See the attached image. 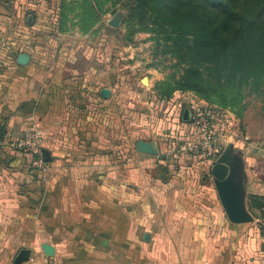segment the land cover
Segmentation results:
<instances>
[{
  "label": "crops",
  "instance_id": "1",
  "mask_svg": "<svg viewBox=\"0 0 264 264\" xmlns=\"http://www.w3.org/2000/svg\"><path fill=\"white\" fill-rule=\"evenodd\" d=\"M34 1L24 3L29 6L24 14L34 17L27 25L31 33L41 27L39 13L49 16L51 7L49 1L46 8V2L41 8V2ZM58 25L53 22L48 27L56 43L63 34ZM25 33L23 38L30 34ZM0 38V94L6 99L5 110L11 111L1 124L0 143L16 122L22 130L30 124L29 104L34 108L47 95L63 103L61 93L70 88H79L82 94L79 102L65 104V110L58 101L51 105L52 140L57 144L51 166L56 169L47 181L28 186V176L0 167V264H14L22 249L30 251L23 264H264L258 226L262 202L253 199L264 198V157L252 156L247 152L250 148L235 143V129L225 124L218 141L219 158L224 153L231 157L227 178L247 217L234 223L211 176L216 162L210 164L189 152L171 153L163 141L178 130L182 141H197L198 133L188 138L187 127L207 107L204 101L185 93L168 101L156 95L157 104L142 108L143 126L133 128L137 121L132 116L126 135L131 142L122 150L120 128L113 126L112 144L105 139V98L100 96L107 89L105 71L98 58L90 59L94 51L82 49L81 62L76 63L72 50L64 63L65 48L56 46L46 69L33 63L35 43L29 40L36 37L22 39V46L30 51L15 54L13 62L8 36ZM101 50L98 47L96 53ZM21 53L30 57L25 66L16 62ZM64 116L75 123L82 118V130L73 126L62 137L58 129ZM31 125L42 134L38 121ZM76 141L81 145H74ZM122 151L128 153L122 156ZM39 184L42 195L33 192Z\"/></svg>",
  "mask_w": 264,
  "mask_h": 264
},
{
  "label": "rangeland",
  "instance_id": "2",
  "mask_svg": "<svg viewBox=\"0 0 264 264\" xmlns=\"http://www.w3.org/2000/svg\"><path fill=\"white\" fill-rule=\"evenodd\" d=\"M33 3L34 0H0V36L4 34L8 36L10 43L11 59L14 61L15 54L30 51V47L22 46V39L28 40L33 36L37 39L29 40L32 44L33 63L38 64L41 68L49 69V63L53 61V53L56 46L65 48L61 56V62H67V55L74 50L76 52L77 61L80 63L82 57L81 50L94 51L90 55V59L94 58L102 66L101 71H105V84L108 90V97L103 102V110L106 112L107 131L105 139L113 143V126L115 129L120 128L122 150L126 149L127 132L132 116H135L136 124L133 128H140L144 121H141V115L144 113L145 104L154 102L157 94L164 92L168 94L173 88H177L185 80L189 79L191 69L185 64L179 63L177 59L167 49H164L163 35H156L145 28L148 25H138V17L133 9L134 0H36L42 5L47 6V1L51 2L49 16L38 15L40 19V29H36L31 33L27 27V10L25 2ZM232 1L230 4L242 6L246 0H227ZM264 0H250L253 10L263 4ZM63 8L64 32L61 39L56 43V39L49 36V25L53 22L57 24L60 17L61 6ZM236 5V6H237ZM50 6V4H49ZM243 8V7H242ZM113 19L118 20V26L112 27L109 22ZM25 34L28 37L23 38ZM54 32V30H52ZM57 32V31H56ZM62 41H66L62 43ZM60 42V43H59ZM102 50L96 53L97 48ZM35 49V52H34ZM2 50V39L0 38V51ZM85 58V57H84ZM89 59V63H90ZM1 61V58H0ZM206 73L203 72V76ZM145 78V82L142 81ZM158 86L159 90L156 89ZM154 88V90H153ZM206 95H197L194 91L185 90L183 92H174L175 94H189L194 98L204 101L203 98H209L212 103L205 102L203 109L207 108L212 111V115L217 118L219 123H225L235 129V143L242 144L244 149L250 148L252 156L264 157V85H249L238 89L234 95L225 97V105L221 106L215 103L217 101L215 94L211 93L209 87L204 86ZM49 92V89H47ZM156 92V93H155ZM62 96L64 94L61 93ZM212 94V95H211ZM0 94V135L1 124L9 114L5 110V98L2 100ZM10 98L13 95H9ZM46 96V95H45ZM44 96V97H45ZM47 95L43 99L42 104L44 110L37 113L33 110V103L29 104L27 112L30 118L25 129H19L16 122L10 133H5L2 143H0L3 160L0 161V167H3L8 173L26 176H36L45 182L54 172L55 167L51 163H46L47 172L44 176L41 168L36 167L33 163L42 160L41 149H45L54 157V147L57 145L53 142L55 129L52 128L50 118L51 105L55 104L54 97L48 98ZM136 96L137 101L134 102ZM158 98V97H157ZM59 102V101H58ZM129 102L135 103L136 108L131 106ZM11 103V102H10ZM62 109H66L65 103L58 104ZM202 109V110H203ZM92 116V111H91ZM96 116V114H95ZM95 116L93 118H95ZM92 118V117H90ZM40 123L39 130L42 134L34 132L31 123ZM82 118H77V123L71 120V116L63 117L59 123L62 125L58 129L64 137L65 133H69L71 127L76 126V131L82 130ZM134 123V122H133ZM74 124V125H72ZM70 135V134H69ZM68 136H66V139ZM38 140L39 148L23 149L15 146L23 141ZM70 139V138H68ZM60 140V139H59ZM106 141V142H107ZM70 144V143H69ZM81 145L79 141L73 143ZM128 152L122 151V156ZM6 156L8 158H6ZM60 156V155H59ZM66 156V155H65ZM62 157V155L60 156ZM43 161V160H42Z\"/></svg>",
  "mask_w": 264,
  "mask_h": 264
},
{
  "label": "trees",
  "instance_id": "3",
  "mask_svg": "<svg viewBox=\"0 0 264 264\" xmlns=\"http://www.w3.org/2000/svg\"><path fill=\"white\" fill-rule=\"evenodd\" d=\"M134 2L138 25L149 23L150 28L145 30L163 35V41L169 43H164V49L173 54L179 63L191 69L189 79L168 94H157L159 100L168 101L174 92L185 90L194 91L202 97L207 94L204 88L207 86L215 94V103L224 106L225 97L234 95L243 86L264 85V3L253 10L250 0L244 1L242 6L230 4L232 1L227 0ZM63 8L62 5L58 21L61 32L65 29ZM203 72L206 73L205 76ZM156 89L159 90L158 86ZM81 95L79 88H70L64 90L61 99L65 104H75L82 99ZM51 97L53 96H48ZM203 99L212 103L208 97ZM33 109L37 113L44 110L40 103ZM187 128L189 139L197 136L196 124H189ZM175 135L179 140L183 139L179 130ZM3 156L4 154L0 159L3 160ZM28 177V186H33L35 181L41 182L36 176ZM40 185L33 192L37 191L42 195L43 185ZM253 199L260 200L261 207H264V198Z\"/></svg>",
  "mask_w": 264,
  "mask_h": 264
},
{
  "label": "built area",
  "instance_id": "4",
  "mask_svg": "<svg viewBox=\"0 0 264 264\" xmlns=\"http://www.w3.org/2000/svg\"><path fill=\"white\" fill-rule=\"evenodd\" d=\"M218 120L212 115V111L205 108L199 112V117L196 121L198 130L197 141H182L176 135H165L163 141L169 146L171 153L189 152L194 156H199L206 162L213 164L217 161L220 155L219 138L221 131L225 130V123H220L217 126ZM16 148H27L37 150L39 148L38 140L23 141L15 146ZM41 151V150H40ZM36 167L41 168L44 176L47 172L46 163L42 160L33 163ZM260 228V239L264 242V207L261 209V215L258 221Z\"/></svg>",
  "mask_w": 264,
  "mask_h": 264
},
{
  "label": "water",
  "instance_id": "5",
  "mask_svg": "<svg viewBox=\"0 0 264 264\" xmlns=\"http://www.w3.org/2000/svg\"><path fill=\"white\" fill-rule=\"evenodd\" d=\"M33 15L28 14L26 24L31 25L33 23ZM112 27L118 26V20L113 19L109 22ZM29 55L21 53L17 56V64L20 66H25L29 62ZM145 82V78L142 80ZM102 98L108 97V90L104 89L100 92ZM1 137V135H0ZM42 160L46 163H49L53 160L49 151L42 149L41 150ZM231 162V157L224 153L217 159L216 163L211 168V176L216 180V186L218 189L219 196L221 198L222 204L225 208V211L229 219L234 223H241L247 221V217L242 213L236 197L233 184L227 178L228 166ZM148 234L145 235V240H147ZM49 253H53V248H49ZM48 253V252H47ZM30 251L27 249H22L18 252L14 264H23L28 261Z\"/></svg>",
  "mask_w": 264,
  "mask_h": 264
}]
</instances>
